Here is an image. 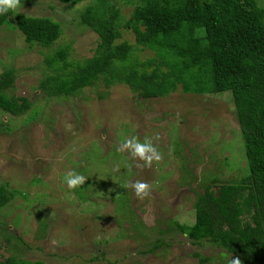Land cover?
Masks as SVG:
<instances>
[{
  "label": "rangeland",
  "instance_id": "1",
  "mask_svg": "<svg viewBox=\"0 0 264 264\" xmlns=\"http://www.w3.org/2000/svg\"><path fill=\"white\" fill-rule=\"evenodd\" d=\"M92 1L21 0V9L0 25V75L12 71L7 94L29 104L17 117L0 112V187L11 195L0 208V260L199 264V254L206 264L231 262L224 250L192 243L172 224H193L197 195L207 186L216 190L248 173L229 92L185 94L179 87L167 97L142 99L102 80L73 96H48L40 88L54 75L44 60L59 48L68 47L66 62L73 65L95 56L98 36L79 18ZM256 1L264 10V0ZM112 3L130 17L134 4ZM16 15L58 23L59 39L48 48L26 43ZM120 32L114 44L135 46L130 30ZM153 54L134 55L145 61ZM134 136L153 138L163 160L141 169L140 161L117 151ZM72 170L88 179L75 190L65 183ZM137 180L150 184V198L139 200L125 186Z\"/></svg>",
  "mask_w": 264,
  "mask_h": 264
},
{
  "label": "trees",
  "instance_id": "2",
  "mask_svg": "<svg viewBox=\"0 0 264 264\" xmlns=\"http://www.w3.org/2000/svg\"><path fill=\"white\" fill-rule=\"evenodd\" d=\"M127 1L134 4L128 19L112 0L87 5L79 18L98 36L95 56L73 65L66 62L68 47L59 48L44 60L54 75L40 88L48 96H73L102 80L107 88L125 85L142 99L167 97L179 87L185 94L229 92L248 173L216 190L207 186L197 195L193 224H172L192 243L206 242L241 264H264V10L256 0H212L207 5L203 0ZM11 15H0V25ZM15 23L28 44L48 48L60 37L59 24L48 18L16 15ZM121 29L134 34L135 46L114 44ZM145 50L153 56L145 61L135 57ZM13 82L12 71L0 75V112L17 117L29 104L7 94ZM10 198L0 187V208ZM195 257L199 264L208 261ZM0 264L31 263L13 256Z\"/></svg>",
  "mask_w": 264,
  "mask_h": 264
},
{
  "label": "clouds",
  "instance_id": "3",
  "mask_svg": "<svg viewBox=\"0 0 264 264\" xmlns=\"http://www.w3.org/2000/svg\"><path fill=\"white\" fill-rule=\"evenodd\" d=\"M21 9V0H0V15H5L9 12H18ZM159 140V136L154 138ZM118 152H127L131 159L138 160L136 167L144 169L151 168L154 163H159L163 160V154L158 147L153 143V138L145 137L141 141L138 137L125 139L117 148ZM118 170V169H117ZM88 179L74 170L66 173L65 183L69 190H75L82 187ZM126 187L131 188L134 195L139 200H145L151 197V186L145 181L137 180L134 183L128 182ZM231 264H241V260L233 258Z\"/></svg>",
  "mask_w": 264,
  "mask_h": 264
}]
</instances>
